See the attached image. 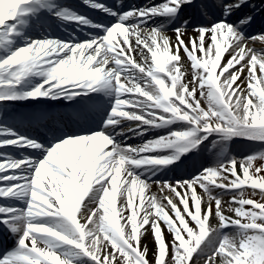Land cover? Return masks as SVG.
<instances>
[{
  "label": "snow or ice",
  "instance_id": "6c2138e0",
  "mask_svg": "<svg viewBox=\"0 0 264 264\" xmlns=\"http://www.w3.org/2000/svg\"><path fill=\"white\" fill-rule=\"evenodd\" d=\"M80 3L0 0V264H264V0Z\"/></svg>",
  "mask_w": 264,
  "mask_h": 264
},
{
  "label": "bare ground",
  "instance_id": "6f19581e",
  "mask_svg": "<svg viewBox=\"0 0 264 264\" xmlns=\"http://www.w3.org/2000/svg\"><path fill=\"white\" fill-rule=\"evenodd\" d=\"M129 3H130L129 6H125L126 9H127L128 7H130L131 5H138V6H141V5H140V0H131V2H129ZM126 9H125V10H126ZM259 17H260V16H259ZM257 20H258V19H257ZM157 23H159V21H158ZM260 23H261V21H260ZM174 27H176V25H171V26H169L168 28H166L167 34L169 35V37H170L173 41L175 40V33L172 31V28H174ZM261 27H262V26L260 25V27H257V28H258V29H261ZM195 34H196V33H194L193 31H191V29H188L186 35L184 36L185 41L187 42V41H188V38H189L190 36H194ZM250 47H255L257 50H260V49H261L262 47H264V46H262L261 43H259V42H254V43H251V44H250ZM181 55L184 56V53L181 52ZM228 58H229V57H228V54L226 53L224 59H228ZM183 63L188 64L189 62H188L187 59L185 58V60L183 61ZM238 83H239V81H238ZM21 110H22V109H21ZM51 125H52V124H51ZM52 126H53V125H52ZM154 133H155V132H154ZM154 133H152V134H150V135L147 134L146 137L151 136V135H153ZM146 137H144V138L136 137V138H133L132 140H129V141L131 142V144H139V143H143V142H145L144 139H145ZM129 141H128V143H129ZM215 160H216V157L212 154V155H210V156H208V157H204L203 160L201 159V163H205V162H207V163H209V164H214ZM192 162L195 163V162H198V160L195 159V160L189 161V163H192ZM199 163H200V162H199ZM190 166H191V165H190ZM193 168H194V166H193L191 169H193ZM191 169H190V170H191ZM184 170H185V171H188L186 168H185ZM190 170H189V171H190ZM171 173H172V172L167 173V176L171 175ZM167 176H164L163 174H161V176L157 177V179H166ZM152 191H153V192H158V188H157V186H156L155 184H153ZM229 199H231V197H230ZM229 199H228V200H229ZM165 234L167 235V233H165ZM169 238H170V237H169ZM13 243H14V241L10 238V240H8V244H9V246L12 247V244H13ZM142 244H146V245L148 246V248H149V258L151 259L152 252L155 250V244H154V242H153V239H152V235H151V233L148 234L147 239H144V240L142 241Z\"/></svg>",
  "mask_w": 264,
  "mask_h": 264
},
{
  "label": "rangeland",
  "instance_id": "374dc122",
  "mask_svg": "<svg viewBox=\"0 0 264 264\" xmlns=\"http://www.w3.org/2000/svg\"><path fill=\"white\" fill-rule=\"evenodd\" d=\"M254 34H252V35H254ZM235 139H237V138H235ZM238 141H240V142H238ZM238 141H234L233 140L229 144V146L232 147L237 142L238 143H241L243 145V143H245L244 141H246V147L245 148H247V149H245L244 156L242 158H244L246 156H249L251 154H254V153L264 152V144H260L259 142L247 141V140H245L243 138H240V140H238ZM237 160H240V158H237ZM262 163H264V162H262V161H256V166H260V164H262ZM229 198H230V196H225L224 197L225 200H228ZM248 198H252V197L249 195ZM255 199L259 200V197H255Z\"/></svg>",
  "mask_w": 264,
  "mask_h": 264
}]
</instances>
